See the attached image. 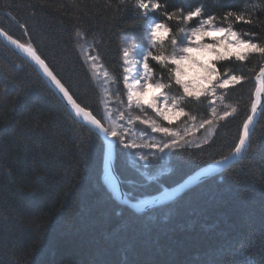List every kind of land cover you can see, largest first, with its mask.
Segmentation results:
<instances>
[{
    "label": "trees",
    "instance_id": "obj_1",
    "mask_svg": "<svg viewBox=\"0 0 264 264\" xmlns=\"http://www.w3.org/2000/svg\"><path fill=\"white\" fill-rule=\"evenodd\" d=\"M161 2L170 10L202 5L204 19L214 15L216 27H231L264 47V0ZM227 10L243 12L253 23L224 20ZM135 11L134 0L123 6L119 0H0V29L36 47L78 102L104 117L108 126L102 92L80 45L99 56L112 85L110 97L122 104L123 37L140 45L130 36ZM166 22L177 36L181 27H191ZM78 30L88 33L87 40L76 36ZM172 49L166 42L151 51L168 56ZM262 65L264 57L255 53L243 62H218L229 75L241 74L243 68L247 79L235 88H217L214 105L204 97L181 98L182 89L174 84L166 88L188 113L176 123L157 118L147 107L131 112L176 129L188 117L211 118L213 107L218 117L236 110L218 119L200 148L185 146L159 158L149 148L126 151L116 146L115 171L130 201L171 189L234 152L251 114L254 79ZM150 66L154 80L163 77L161 82L169 83L166 69L151 61ZM118 121L120 131L126 122ZM130 124L128 130L123 126L126 139L151 136L137 121ZM89 127L31 64L0 40V264H264V115L239 161L145 213L119 203L105 184V143ZM135 153L150 155L149 162Z\"/></svg>",
    "mask_w": 264,
    "mask_h": 264
},
{
    "label": "snow or ice",
    "instance_id": "obj_2",
    "mask_svg": "<svg viewBox=\"0 0 264 264\" xmlns=\"http://www.w3.org/2000/svg\"><path fill=\"white\" fill-rule=\"evenodd\" d=\"M121 6L127 3V0H119ZM135 16L132 24L133 32L130 33L135 40L139 41L140 45L144 46V52L141 53L140 58L135 61L136 68L133 70L129 63V53L127 50L122 52V67L124 68L123 82L126 92L123 93L124 99L121 101L125 105V110L130 112L131 109L136 108L143 111L145 106L153 109L159 116L163 117L169 123H172L174 117H185L188 115L183 108H177L173 104L169 106L167 98L163 95V90L173 86L182 89L181 98H194L200 101L202 97L207 98L211 103L215 104L217 98L216 89H228L230 86L235 88L241 85L247 79L243 74V68L239 69L241 74L232 73L229 75L227 70L223 71L217 67L218 62L231 61L233 58L236 61L248 60L249 54L255 53L264 57V47L260 43L252 39H242L238 36L236 31L231 27H216L214 21L216 17L208 14V18L204 19L205 10L202 5L196 7L177 8L170 10L166 3L161 0H134ZM160 17H165L166 21H178L184 25H191L190 28L185 29L181 27L179 33L182 35H173V29L166 21H162ZM233 19L237 22L252 24L253 21L246 17L243 12H236L227 10L224 13L223 19ZM200 24L196 27L192 22ZM248 35V33H245ZM0 36L5 37L13 45L25 53L31 61L39 67L43 74L51 81L56 89L62 94L67 104L71 106L72 111L76 117L89 125V131L100 135L102 134L107 140V155L108 159L105 162L106 173L110 170L112 163V153L116 146L123 150L133 151L139 148L154 149L162 156L168 153L181 151L186 144L196 148L203 145L200 142H184V137L178 131L170 130L168 127L156 126L154 123H149L147 120H140L141 124H149L151 131L161 133L165 137L171 139L162 140L159 144H137L126 139L127 132L118 131L116 126H105L104 117L97 118L89 106L78 102L74 93L62 83L61 79L55 74L53 68L46 62V58L38 52L37 48L31 43H21L17 39H13L11 35L0 29ZM76 36L79 39L87 40L88 33L77 31ZM210 38V42L208 40ZM169 42L173 48L170 56L154 55L152 48L157 46H164ZM91 64L90 67L95 69L96 61L99 60L98 55L90 53ZM150 61L158 64L161 68L168 72L169 83L154 80L152 76V67ZM264 77V66L259 68L258 77ZM260 90H256V95L259 97ZM223 99V97H219ZM163 99V107L161 100ZM212 116H216V110L212 108ZM236 110L232 112H225L219 117L221 120L227 119ZM119 119L125 121V111L118 110ZM260 115H264V108L260 109ZM258 115L257 103L251 106V114L248 115L246 122L243 124L242 136L239 138L238 144L234 147V155H239L246 147V141L249 139V125L253 123L254 117ZM132 116H128V121H132ZM139 120V117H136ZM213 119L206 118L199 125L204 128L206 125H212ZM190 133H185L188 135ZM204 144L208 140L203 141ZM140 161L148 163L150 155H140ZM228 157L218 163L223 166ZM183 186L174 191H166L163 193L162 199L171 200L177 195ZM151 203V201H145ZM71 264V261L68 262Z\"/></svg>",
    "mask_w": 264,
    "mask_h": 264
},
{
    "label": "rangeland",
    "instance_id": "obj_3",
    "mask_svg": "<svg viewBox=\"0 0 264 264\" xmlns=\"http://www.w3.org/2000/svg\"><path fill=\"white\" fill-rule=\"evenodd\" d=\"M200 26L201 25H199L197 27H200ZM238 36L242 39H245L243 36H241L239 34H238ZM208 40L210 42V38H208ZM245 40H248V39H245ZM123 48H124L123 50L128 51L129 63L132 65L133 70H135V68H136L135 61L137 59H139L141 53L144 52V50H145L144 47L136 44L129 37H123ZM80 49H81L82 56L85 60V63L87 64L91 74L93 75L97 85L99 86V88L102 92L103 106L105 108V115H106V121H107L108 126H116L119 124V121H118L119 115L118 116H116V115L118 114L117 111L121 110V111H125V122H126L124 124L122 123V125L123 126H129V127H124L125 129L128 130L132 125L130 123L133 121H137L141 125L142 129H146L147 133L151 135L149 137L147 136V138L143 137L142 139L140 136H138V137L132 136L128 139L129 141H133V142L135 141V143H138V141L142 140V145H143V144H159L162 140L171 139L170 137H165L161 133L152 132L149 124H141L140 123V120H147V121H149L150 124L154 123L156 126H159L155 121H152L149 119H144V118L137 120L136 116H132V118H133L132 121H128V116L131 115L132 113H134L133 110L136 108H133V109H131L130 112H128L125 110V105L122 106V104H119L117 102L118 100L114 99V101H113L111 99L110 93L112 91V85L110 82V78H108L106 73L103 71L101 64L99 63V60L96 61L95 69H92L90 67L91 60H90V53H89L88 47H86L85 44L83 43L80 45ZM172 52H173V49L168 56H170L172 54ZM163 95H164V97L167 98V102H168L169 106L175 104V105H177V108H180L179 107V100H177L176 98L169 95L166 92V89L163 90ZM161 106L163 107V99L161 100ZM145 107H147V106H145ZM151 110L154 112V114L157 118H159L165 122H168L167 120H164L163 117L159 116L153 109H151ZM182 118L183 117H174L172 123H176ZM211 118L213 119V124L212 125H206L204 128L199 127V125L201 124L202 121H197L194 118L188 117L186 120H184L178 126V128L170 129V130L178 131L180 133V135L184 137V142L192 141V142H200L201 144H203V141L205 139H207V140L210 139L212 132H213V129H214V126L219 119V117L217 115L215 117L212 116ZM119 129L120 128L117 127V130H119ZM186 132L190 133V134L185 135ZM186 146H189V145L186 144ZM149 154L152 156H158L159 158H164L166 156V155L162 156L161 154L157 153L154 149H151V153H149ZM132 155L135 156L137 159H139V156L143 155V154L142 153H135Z\"/></svg>",
    "mask_w": 264,
    "mask_h": 264
},
{
    "label": "water",
    "instance_id": "obj_4",
    "mask_svg": "<svg viewBox=\"0 0 264 264\" xmlns=\"http://www.w3.org/2000/svg\"><path fill=\"white\" fill-rule=\"evenodd\" d=\"M0 40L6 46H8L12 51H14L20 57L25 59L29 64H31L37 70V72L43 77V79L49 84V86L61 98V100L64 102V104L70 110V112L75 116V113L72 111L71 106L67 104L66 100L63 99L62 94L58 91V89L55 88V86L51 83V81L43 74V72L39 69V67L37 65H35V63L33 61H31V59L25 53H23L19 48H17L15 45H13L5 37L0 36ZM262 66H264V65H262ZM257 77H258V74H257V76L254 79V81L256 83V89H255V93H254V102L253 103H257L258 115L256 117H254L253 123L249 125V139L246 141L245 149H243L242 152L239 155H234L233 154L234 152H233L232 154H230L228 156V159L225 161V164L223 166H221L218 163L219 161L224 160V159H221V160L216 161V162H214L212 164H209L208 166H205V167L201 168L200 170L196 171L194 174H192L191 176L186 178L183 182H181L180 184H178L177 186H175V187H173L171 189H165L161 193H159V194H157V195H155V196H153L151 198L144 199V200L139 201V202H132V201L129 200V198L125 194V192L123 190V187H122L121 180L119 179V177H118V175H117V173L115 171V153H116V147H115L114 150H113V153H112V157H111L112 163L110 165V170H109L108 173H106V171H105V163H104L105 184L108 186L109 190L111 191V193L113 194L115 199L119 203H121L122 205L130 207L131 209H133L137 213H145L147 211H150V210H153L155 208H158V207H160L162 205H166V204H168L170 202H173L174 200H176L178 197L183 195L186 191H188L189 189L193 188L197 184L201 183L202 181H204V180H206V179H208V178H210L212 176H215V175L221 173L223 170H225L229 166H231L234 163H236L237 161H239L243 157V155H244V153L246 151V148H247L248 143L250 141V138L252 136L253 130H254L255 125H256V123L258 121V118L260 116V114H259L260 109L263 108V105H264V77H259L258 79H257ZM257 89L260 90L259 97H257V95H256V90ZM76 118H78L80 120L79 117H76ZM242 132H243V129H242ZM100 136L102 137V139L104 140V143H105V162H106V160L108 159V155H107V140L105 139V137L102 134H100ZM110 183L114 184L115 190H112L110 188ZM181 185L183 187L177 193V195L175 197H173L171 200L162 199V196H163L164 192H166V191H169V192L170 191H174L175 189L180 188ZM145 201H151V203H145Z\"/></svg>",
    "mask_w": 264,
    "mask_h": 264
},
{
    "label": "bare ground",
    "instance_id": "obj_5",
    "mask_svg": "<svg viewBox=\"0 0 264 264\" xmlns=\"http://www.w3.org/2000/svg\"><path fill=\"white\" fill-rule=\"evenodd\" d=\"M110 188H111L112 190H115V186H114V184L110 183Z\"/></svg>",
    "mask_w": 264,
    "mask_h": 264
}]
</instances>
